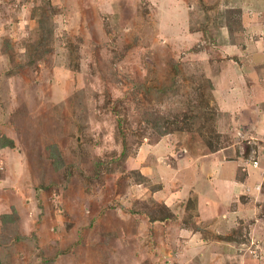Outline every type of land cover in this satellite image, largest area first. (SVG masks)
I'll return each mask as SVG.
<instances>
[{"label": "rangeland", "instance_id": "1", "mask_svg": "<svg viewBox=\"0 0 264 264\" xmlns=\"http://www.w3.org/2000/svg\"><path fill=\"white\" fill-rule=\"evenodd\" d=\"M219 2L0 0V264H264V206L221 235L152 178L189 151L259 162L220 123Z\"/></svg>", "mask_w": 264, "mask_h": 264}, {"label": "crops", "instance_id": "2", "mask_svg": "<svg viewBox=\"0 0 264 264\" xmlns=\"http://www.w3.org/2000/svg\"><path fill=\"white\" fill-rule=\"evenodd\" d=\"M218 6L221 26L216 39L207 41L218 48L221 58L210 78L217 111L220 123L227 128L232 125L242 136L240 142L258 152V166L247 163L242 155L227 157L223 147L183 152L169 170L156 158L152 178L158 181V171L170 174L165 183L169 188L156 193H162L167 206H178V198L184 201L189 210L185 224L192 226L194 218L207 216V224L223 235L237 231L236 223L254 224L247 216L258 205L264 206V187L258 186L264 179V0H220ZM229 12L233 24L225 21Z\"/></svg>", "mask_w": 264, "mask_h": 264}, {"label": "trees", "instance_id": "3", "mask_svg": "<svg viewBox=\"0 0 264 264\" xmlns=\"http://www.w3.org/2000/svg\"><path fill=\"white\" fill-rule=\"evenodd\" d=\"M6 146L14 147V141L7 136H1L0 137V148L6 147ZM53 148H55V147H53ZM12 213H14V212H12ZM11 216H12L11 214H1L0 218H1L2 222H5V221H8L9 219H11ZM16 216H17V214H15L14 217L12 216L14 220H16V218H17Z\"/></svg>", "mask_w": 264, "mask_h": 264}, {"label": "built area", "instance_id": "4", "mask_svg": "<svg viewBox=\"0 0 264 264\" xmlns=\"http://www.w3.org/2000/svg\"><path fill=\"white\" fill-rule=\"evenodd\" d=\"M252 164H253V166H257L258 161H257V160H253V161H252Z\"/></svg>", "mask_w": 264, "mask_h": 264}]
</instances>
